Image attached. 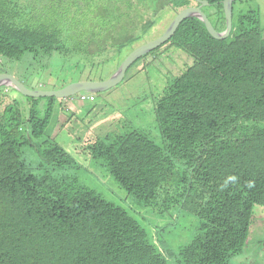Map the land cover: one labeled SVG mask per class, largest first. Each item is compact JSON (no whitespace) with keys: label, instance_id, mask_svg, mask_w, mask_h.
<instances>
[{"label":"trees","instance_id":"1","mask_svg":"<svg viewBox=\"0 0 264 264\" xmlns=\"http://www.w3.org/2000/svg\"><path fill=\"white\" fill-rule=\"evenodd\" d=\"M21 1L0 0V55L67 49L59 21L50 20L62 1ZM205 1L127 0L134 13L140 3L153 15L201 5L224 30L223 0ZM238 1L227 37L214 38L188 17L166 41L194 60L155 105L163 146L136 129L89 145L136 205L172 219L186 211L195 234L177 252L151 241L129 210L58 173L71 157L50 138L36 144L33 166L27 147L46 133L56 97L45 96L42 110L37 99L27 118L13 99L0 112V264H232L245 253L254 207L264 206V36L258 9Z\"/></svg>","mask_w":264,"mask_h":264},{"label":"rangeland","instance_id":"2","mask_svg":"<svg viewBox=\"0 0 264 264\" xmlns=\"http://www.w3.org/2000/svg\"><path fill=\"white\" fill-rule=\"evenodd\" d=\"M32 0H23L22 4ZM44 0H42L43 2ZM60 11L53 19L59 21L67 49L51 55L25 53L20 59L0 55V72L14 75L30 89L54 90L77 81H102L110 78L128 54L144 43L161 36L174 16L171 9L153 15L151 9L138 3V11L128 8L127 0H61ZM238 7L256 8L264 36V0H239ZM131 11L129 18L128 11ZM48 17L51 10L47 11ZM175 14V15H174ZM153 20L145 27L147 20ZM113 35V36H112ZM134 39H129L130 36ZM90 40V41H88ZM71 41V42H70ZM79 46V49L75 48ZM193 57L171 42L136 59L117 85L96 93L95 100L80 101L56 98L55 112L46 133L33 139L29 160L37 161L36 144L50 138L63 146L71 164L57 170L59 174L77 176L82 183L101 193L107 200L124 207L145 227L149 238L170 251L192 237L196 218L186 211L178 218L159 215L136 201L121 188L109 173L104 161L90 154V144L98 139H111L136 129L145 132L160 146L164 145L155 117V105L172 79L193 63ZM17 102L23 117L37 100L40 110L44 96H26L10 85L0 87V112L6 104ZM23 126V125H22ZM26 132L25 128L22 131ZM47 143V142H46ZM34 172L44 170L34 168ZM173 192L172 187H168ZM232 264H264V206L255 205L245 253L234 257Z\"/></svg>","mask_w":264,"mask_h":264},{"label":"water","instance_id":"3","mask_svg":"<svg viewBox=\"0 0 264 264\" xmlns=\"http://www.w3.org/2000/svg\"><path fill=\"white\" fill-rule=\"evenodd\" d=\"M234 0H223V9L225 14L226 27L222 31H218L212 24L211 20L207 14L202 10L201 5L199 6H189L182 9L170 22L164 33L158 38L151 40L143 45L138 46L132 50L124 61L120 64L116 72L108 79L102 81H77L69 83L61 88L54 90H39L30 89L26 87L22 82L19 81L14 75L10 73L0 72V87L4 85H10L17 89L20 93L26 96H46V97H56V98H69L78 94L80 92H91L98 93L105 91L119 82H121L125 76L128 67L139 57L150 52L156 47L160 46L162 43L169 40L172 35L177 30L179 24L183 19L188 17H197L206 26L208 32L216 39H223L227 37L232 29V4ZM201 4H205L207 1L200 0Z\"/></svg>","mask_w":264,"mask_h":264},{"label":"built area","instance_id":"4","mask_svg":"<svg viewBox=\"0 0 264 264\" xmlns=\"http://www.w3.org/2000/svg\"><path fill=\"white\" fill-rule=\"evenodd\" d=\"M74 96L70 97L73 99ZM95 98V94L91 92H80L79 93V100L80 101H92Z\"/></svg>","mask_w":264,"mask_h":264},{"label":"crops","instance_id":"5","mask_svg":"<svg viewBox=\"0 0 264 264\" xmlns=\"http://www.w3.org/2000/svg\"><path fill=\"white\" fill-rule=\"evenodd\" d=\"M95 96H96V94H95ZM96 98V97H95Z\"/></svg>","mask_w":264,"mask_h":264}]
</instances>
